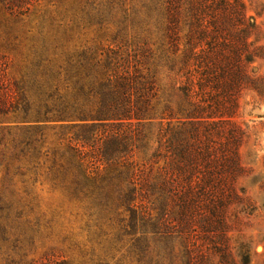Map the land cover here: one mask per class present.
Listing matches in <instances>:
<instances>
[{
    "label": "trees",
    "instance_id": "16d2710c",
    "mask_svg": "<svg viewBox=\"0 0 264 264\" xmlns=\"http://www.w3.org/2000/svg\"><path fill=\"white\" fill-rule=\"evenodd\" d=\"M69 1L80 22L102 31L110 16L116 31L70 47L85 27L74 18L39 29L30 101L0 68V123L23 114L4 138L8 197L25 200V175L45 166L120 253L116 264H209L210 252L219 253L210 264H230L227 209L250 208L235 185L244 131L234 115L256 80L255 21L242 0H0V20L36 10L38 26L62 25ZM46 128L58 129L49 143Z\"/></svg>",
    "mask_w": 264,
    "mask_h": 264
},
{
    "label": "rangeland",
    "instance_id": "374dc122",
    "mask_svg": "<svg viewBox=\"0 0 264 264\" xmlns=\"http://www.w3.org/2000/svg\"><path fill=\"white\" fill-rule=\"evenodd\" d=\"M242 3L246 15L256 23L250 35L255 54L251 75L256 80L239 93L234 115L244 131L238 153L243 170L235 185L250 208L244 211L242 205L236 203L227 209V260L230 264H243L247 251L249 257L244 264H264V0H242ZM65 5L68 11L62 25L57 20L52 25L38 26L36 10L0 20V68L17 84L26 101L34 99L33 92L37 90L29 76V62L41 52V40L36 38L39 29L43 32L68 29L71 23L67 19L74 18L75 24L85 27L74 29L80 36L70 42V47L102 31L106 38H111L116 31L115 19L110 16L102 23L103 30L98 31L99 23L95 20L91 24L87 23L86 16L83 22L78 20L82 15L79 3L69 1ZM22 116V113L16 116L10 113L3 119L6 122L0 123V264H116L120 253L103 246L102 238L93 234L91 225L82 217L80 206L69 202L61 189L54 188L46 178L45 166L40 165L37 170L41 174L27 172L25 175V178L31 176L25 200L16 202L8 197L6 187L12 172L6 169L8 150L3 151L4 138ZM44 131L49 143L55 139L58 129ZM14 178L19 179V176ZM218 254L210 252L209 264L219 260Z\"/></svg>",
    "mask_w": 264,
    "mask_h": 264
}]
</instances>
